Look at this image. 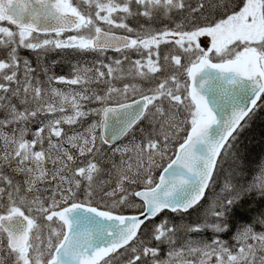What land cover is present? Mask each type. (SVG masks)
<instances>
[{
	"label": "snow or ice",
	"instance_id": "obj_1",
	"mask_svg": "<svg viewBox=\"0 0 264 264\" xmlns=\"http://www.w3.org/2000/svg\"><path fill=\"white\" fill-rule=\"evenodd\" d=\"M259 107L264 0H0V264H264V203L234 220Z\"/></svg>",
	"mask_w": 264,
	"mask_h": 264
},
{
	"label": "trees",
	"instance_id": "obj_2",
	"mask_svg": "<svg viewBox=\"0 0 264 264\" xmlns=\"http://www.w3.org/2000/svg\"><path fill=\"white\" fill-rule=\"evenodd\" d=\"M23 54L33 61V66L35 67V55L30 52H24ZM108 55L111 56L114 54L108 53ZM46 59L49 64H51L53 60L58 61V63L54 66L53 70L57 75L67 76L70 74L71 64L75 63L77 60L91 62L94 59V56L92 54H77L75 52L70 51H54L50 52ZM261 103L262 102L260 101L258 105H260ZM237 144L239 147L240 154L244 161V176L245 178L251 180L255 177V175L258 174L259 166L264 163V107L258 108V110L256 111V115L253 117V119L249 122L245 130L240 135ZM228 166V163H225L223 165L224 171H222L221 174L216 177L217 183L215 185H212L208 189L205 195L206 199L201 202L203 208H201L200 212L192 210H190V213L185 214H171L166 212L164 214V218L168 219L171 223H175L177 225L195 223L198 220L199 216L202 215L203 210L206 209L208 205L211 204V202L214 200L215 196L220 193V187L224 183V175ZM157 175H159V173H157ZM248 199L251 201V203H245L243 206L238 208V215L234 217V220L237 224L243 222V220L241 219L242 217L249 218L254 214V212L250 211V209H257L261 206L262 203H264V201H261V198L258 194L252 195ZM138 211L139 210L125 209V214L137 213ZM159 219L160 218H157L158 221ZM211 235V232L203 233L202 237L204 239H207L211 237ZM225 238L227 239L228 237ZM163 251H167L166 246L163 248Z\"/></svg>",
	"mask_w": 264,
	"mask_h": 264
},
{
	"label": "rangeland",
	"instance_id": "obj_3",
	"mask_svg": "<svg viewBox=\"0 0 264 264\" xmlns=\"http://www.w3.org/2000/svg\"><path fill=\"white\" fill-rule=\"evenodd\" d=\"M201 40H202V44H201L202 47H205V48H207V47H211V44H210L208 38H203V37H202ZM61 87H64V86H61ZM165 253H166V252H165Z\"/></svg>",
	"mask_w": 264,
	"mask_h": 264
},
{
	"label": "bare ground",
	"instance_id": "obj_4",
	"mask_svg": "<svg viewBox=\"0 0 264 264\" xmlns=\"http://www.w3.org/2000/svg\"><path fill=\"white\" fill-rule=\"evenodd\" d=\"M245 152V151H244ZM245 156V155H244ZM249 204V203H248ZM238 211V210H237Z\"/></svg>",
	"mask_w": 264,
	"mask_h": 264
},
{
	"label": "water",
	"instance_id": "obj_5",
	"mask_svg": "<svg viewBox=\"0 0 264 264\" xmlns=\"http://www.w3.org/2000/svg\"><path fill=\"white\" fill-rule=\"evenodd\" d=\"M258 103V102H257Z\"/></svg>",
	"mask_w": 264,
	"mask_h": 264
}]
</instances>
